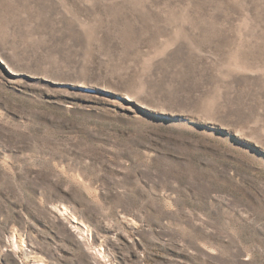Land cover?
I'll return each mask as SVG.
<instances>
[{
  "label": "rangeland",
  "instance_id": "obj_1",
  "mask_svg": "<svg viewBox=\"0 0 264 264\" xmlns=\"http://www.w3.org/2000/svg\"><path fill=\"white\" fill-rule=\"evenodd\" d=\"M0 264H264V0H0Z\"/></svg>",
  "mask_w": 264,
  "mask_h": 264
},
{
  "label": "bare ground",
  "instance_id": "obj_2",
  "mask_svg": "<svg viewBox=\"0 0 264 264\" xmlns=\"http://www.w3.org/2000/svg\"><path fill=\"white\" fill-rule=\"evenodd\" d=\"M64 212H68L69 213V210L68 209H64ZM82 221V220H81ZM80 220H78L76 217H73L71 219V223L73 225V227H77L79 228L80 225L81 227H83L84 229H87V226L85 224H83ZM80 224V225H79Z\"/></svg>",
  "mask_w": 264,
  "mask_h": 264
}]
</instances>
